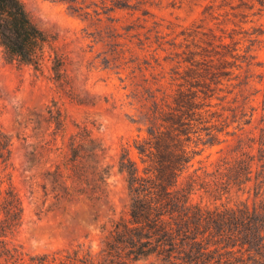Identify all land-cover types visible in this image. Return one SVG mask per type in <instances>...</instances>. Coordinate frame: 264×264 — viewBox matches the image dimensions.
<instances>
[{"label":"trees","instance_id":"1","mask_svg":"<svg viewBox=\"0 0 264 264\" xmlns=\"http://www.w3.org/2000/svg\"><path fill=\"white\" fill-rule=\"evenodd\" d=\"M59 1L85 19L90 16L83 1ZM131 1L110 0L107 5L102 0V12L140 10L143 18L137 20L143 22L153 17L144 7L146 0ZM257 1L264 7V0ZM159 26L153 21L138 38L146 53L130 71L131 77L138 71L141 78L133 81L128 94L135 109L131 122L138 132L133 140L137 159L122 148L117 161L124 174L127 210L100 226L98 249L81 242L27 254L13 242L23 206L11 183L13 137L0 125L2 264H264V94L254 131L243 135L258 109L251 104L261 91L256 84L264 91V72L253 71L262 65L254 54L256 40L248 39L241 47L222 28L218 33L200 26L168 39L171 32L163 33ZM46 42L47 35L21 0H0V45L8 58L38 65ZM136 60L132 56L129 62ZM163 62L171 64L168 71ZM34 115L32 128L42 132L39 145L25 151L28 170L36 154L52 157L53 169L46 173L64 198L86 190L88 198L105 193L110 173L101 159L106 148L90 129L78 124L68 135L65 115L55 102ZM235 135L234 145L211 171L191 169L205 147Z\"/></svg>","mask_w":264,"mask_h":264},{"label":"rangeland","instance_id":"2","mask_svg":"<svg viewBox=\"0 0 264 264\" xmlns=\"http://www.w3.org/2000/svg\"><path fill=\"white\" fill-rule=\"evenodd\" d=\"M21 1L32 21L47 35V42L38 65L8 58L0 45V125L13 137L11 183L23 206L22 224L13 242L27 254L52 252L81 242L96 250L100 226L127 210L124 174L118 171L117 161L122 148H127L130 156L137 159L133 140L138 132L131 122L135 109L129 104L128 94L133 81L141 78L138 71L134 73L136 77H131V68L146 53L138 47V38L144 37L153 21L160 24L163 33L171 32L168 39L197 26L199 30L213 28L218 33L222 28L224 35L234 36L241 47L249 43L248 39L256 40L254 54L262 65L255 66L253 71L261 73L264 72V7L257 0H146L144 7L153 17L143 22L137 20L139 16L143 18L140 10L116 9L104 14L102 0H79L90 13L86 19L59 0ZM105 2L110 4V0ZM176 40H182V36ZM115 48L125 52L118 55L113 51ZM132 56L138 60L129 62ZM170 66L163 62L164 71ZM256 87L261 91L251 104L258 109L243 135L254 131L260 115L264 91L262 85ZM52 102L65 115L68 135L76 131V125H86L106 148L101 162L109 167L110 174L106 192L98 198L86 197L87 190L64 198L46 173L53 169L52 157L36 154L28 170L25 151L39 145L42 132L32 128L34 114L43 113ZM236 137L229 136L222 144L205 147L194 158L191 169L201 167L211 171L218 158L234 145ZM87 176L93 177L91 173Z\"/></svg>","mask_w":264,"mask_h":264}]
</instances>
